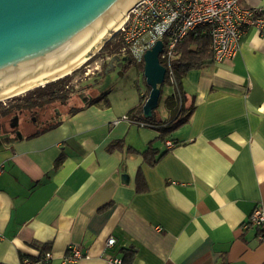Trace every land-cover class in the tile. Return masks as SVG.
Wrapping results in <instances>:
<instances>
[{
  "label": "crops",
  "instance_id": "crops-1",
  "mask_svg": "<svg viewBox=\"0 0 264 264\" xmlns=\"http://www.w3.org/2000/svg\"><path fill=\"white\" fill-rule=\"evenodd\" d=\"M239 3L264 13V0ZM181 87L193 108L164 141L114 122L145 88L119 109L81 90L80 109L62 104L52 127L0 136V264H42L46 252L49 264H106L128 250L127 264H264V238L243 227L255 206L264 210V25L246 29L231 59L186 71ZM163 99L155 114L168 120ZM149 144L169 148L152 166L137 152ZM71 245L86 256L68 260Z\"/></svg>",
  "mask_w": 264,
  "mask_h": 264
},
{
  "label": "water",
  "instance_id": "water-1",
  "mask_svg": "<svg viewBox=\"0 0 264 264\" xmlns=\"http://www.w3.org/2000/svg\"><path fill=\"white\" fill-rule=\"evenodd\" d=\"M139 1L0 0V97L30 84L26 91L54 81L44 78L62 72L85 51L93 49L94 55L114 35L95 49L98 42L93 44L112 21ZM161 51L162 42L157 41L143 56L142 75L149 87L142 105L144 118L158 107L165 74L158 58ZM117 60L111 56L104 72ZM42 79L44 84L37 82ZM124 179L127 174L121 175Z\"/></svg>",
  "mask_w": 264,
  "mask_h": 264
},
{
  "label": "built area",
  "instance_id": "built-area-1",
  "mask_svg": "<svg viewBox=\"0 0 264 264\" xmlns=\"http://www.w3.org/2000/svg\"><path fill=\"white\" fill-rule=\"evenodd\" d=\"M240 0H141L127 13V19L117 32L118 50L116 55L141 65L144 53L157 41L162 42L159 63L164 67V82L177 89L174 61L177 57L176 46L190 33L201 32L209 37V48L213 62L231 59L239 49L240 38L246 29L254 26L260 29L264 25V15L256 8L242 7ZM102 59L100 60V65ZM98 63L94 69L100 67ZM87 68L83 75H88ZM127 121L144 127L148 124L138 121L127 114L116 120ZM169 148L174 144L166 141ZM0 166V172H1ZM244 228L254 226L259 230V239L264 238V210L255 206ZM1 237V233H0ZM113 236H108L105 246H112ZM68 260L76 261L86 253L80 245L67 248ZM51 258L46 252L40 263L46 264ZM106 264H124L121 257H109Z\"/></svg>",
  "mask_w": 264,
  "mask_h": 264
},
{
  "label": "trees",
  "instance_id": "trees-1",
  "mask_svg": "<svg viewBox=\"0 0 264 264\" xmlns=\"http://www.w3.org/2000/svg\"><path fill=\"white\" fill-rule=\"evenodd\" d=\"M260 14L264 15V13L261 12ZM109 44L110 41H107L103 45L101 51L108 47ZM118 47L119 44H115L112 48V52L110 53H117ZM175 52L178 55L174 61L177 89L171 92V94L167 95L163 99L165 108L170 112L171 117L168 120H161L159 117L156 116L155 109L153 110L151 117L144 118L142 115V105L145 102L147 96H140L139 103L128 113H126L131 118H134L138 121L141 120L146 122L149 127L153 128L158 132L157 137L163 141L170 132L175 130L177 127L183 125L188 120L191 114V110L193 108L192 104H188V102H186V98L181 87V79L184 76L185 72L191 68H199L205 64L212 62L211 51L209 48V37L207 36V34H201V32H192L188 34L182 42L177 44ZM125 63L130 64L132 62L127 60L125 61ZM105 66H107L106 61L102 64L103 70L105 69ZM140 69L141 71L143 70V63L140 65ZM75 71L76 70H73L71 72L74 73ZM70 73H68V75ZM68 75L66 74L63 77L58 78L57 80L30 89L24 92V94H21L20 96H15L11 100L5 102L4 105L0 102V121L6 122L10 118H14L15 115H17L18 113H25V111H27V108L42 109L44 106L52 102H59L60 104L65 105L73 92V86H69L71 78ZM143 81L145 82L144 77ZM161 86L162 85H159L160 93ZM146 89V95H148L149 87L147 86ZM106 94L107 92L101 93L99 96L93 98L92 100H101L106 103ZM77 109L80 108L73 107V109L71 108L70 111H75ZM50 127L52 126L49 125L47 128ZM172 143L174 145L177 144V142L175 141ZM122 145V140H116L108 146V149L111 150L113 148L121 147ZM168 149L169 148L160 150L157 147H154L149 144L144 150L136 151L141 155L143 162L152 166L158 162V160L167 152ZM136 180L138 182L137 188L140 189V185L143 182V178L139 171L137 172ZM131 255L132 251L128 250V252L123 257L124 264H127V262H129V258L131 257ZM38 259L33 260L35 262L38 261ZM29 261L31 262V260ZM46 264H49V261Z\"/></svg>",
  "mask_w": 264,
  "mask_h": 264
},
{
  "label": "rangeland",
  "instance_id": "rangeland-1",
  "mask_svg": "<svg viewBox=\"0 0 264 264\" xmlns=\"http://www.w3.org/2000/svg\"><path fill=\"white\" fill-rule=\"evenodd\" d=\"M117 36L118 35L116 31L114 35L108 41H110L111 43L117 41ZM101 49L98 50L94 55H91L80 66L76 67L74 69L76 70L74 73L69 72L70 74L69 75L67 74L71 78L70 80L71 83L69 82L70 84L69 86H73V90H72L73 92L71 96L69 97V99L67 100V103L73 102L72 107H77L76 104L78 105L80 101V100H77L78 98L77 94L81 90H88V92H84V95L90 98L99 96L101 93L107 92L106 97L109 100L110 105L116 106L117 109H119L120 105H123V100L125 98H129L130 96L138 97L139 88L140 89L147 88L145 82L143 81V75H142L143 70L141 71L140 65L137 66L134 63L127 64L125 62L121 65L118 62H116L105 73L102 72L101 67H99L98 69H94V66L96 65V63L100 65V59L98 60V58L100 57ZM111 55H116V53H111ZM87 68L90 71L88 75L86 76V75H83V72ZM91 85L93 86V88L87 89ZM161 85H162L161 86V97L158 103V107L155 110L156 112L158 110H161V108L163 110V106H162L163 103L161 99H163L167 94H170L173 91V88L167 83H163ZM21 94H24V92ZM21 94H18L15 96H20ZM12 98L6 99L2 101L1 103H3L4 105L5 102H7L8 100H11ZM61 105L62 104H60L59 102H55V103L52 102L44 106L42 109L49 110L52 107L54 109V106H57L58 110L60 109L67 110L69 106V105L67 106H61ZM29 109L30 108H27L26 109L27 111H25L24 114H27V116L30 117L31 110ZM37 110H41V109H37ZM23 119H25V115L23 116ZM159 142L161 143V141Z\"/></svg>",
  "mask_w": 264,
  "mask_h": 264
},
{
  "label": "flooded vegetation",
  "instance_id": "flooded-vegetation-1",
  "mask_svg": "<svg viewBox=\"0 0 264 264\" xmlns=\"http://www.w3.org/2000/svg\"><path fill=\"white\" fill-rule=\"evenodd\" d=\"M111 56H117V55H111ZM110 56V57H111ZM104 58L102 60V64L106 61L108 62L109 58ZM119 57V56H118ZM120 60L114 61V63L118 62L119 64H123L125 61L121 62V57H119ZM102 64L100 65L102 69ZM107 66H105L106 69ZM105 69L103 71H105ZM31 110L30 117L27 116V114H24V112L18 113L15 115V117L10 118L8 121H0V135L5 137H10V135H13L17 137V134H22L25 131H28V133H32V129L34 128L37 130L38 128H47L50 123V117L58 112L57 107H53L51 109H33ZM25 115V119H23V116ZM32 121V122H31ZM33 124V125H32ZM35 126V127H34Z\"/></svg>",
  "mask_w": 264,
  "mask_h": 264
},
{
  "label": "bare ground",
  "instance_id": "bare-ground-1",
  "mask_svg": "<svg viewBox=\"0 0 264 264\" xmlns=\"http://www.w3.org/2000/svg\"><path fill=\"white\" fill-rule=\"evenodd\" d=\"M127 19V10L126 13L120 15L119 17L115 18L112 23L109 25V27L105 30V32L100 36V38L93 44L95 45L97 42V47L95 49H98L99 45L102 43L103 39L112 36L116 31L118 32V30H120V28L123 26V24L125 23ZM105 35V36H104ZM92 45V46H93ZM92 48V47H91ZM90 50V48H89ZM93 50V49H92ZM91 52H89V54H86L87 52L85 51L78 59H76L73 63H71L68 67L62 69V72H57L55 74H52L44 79H47L46 81H50V80H56L58 78L63 77L64 75L68 74L69 72L73 71L76 67L80 66L85 60H87L93 53L95 50H93ZM45 80H39L37 82H40V84H44V82H46ZM31 85V84H30ZM28 85V86H30ZM28 86L19 89L15 92L6 94L4 96L0 97V101H4L6 99L12 98L15 95L21 94L23 92H26V90L29 88Z\"/></svg>",
  "mask_w": 264,
  "mask_h": 264
}]
</instances>
